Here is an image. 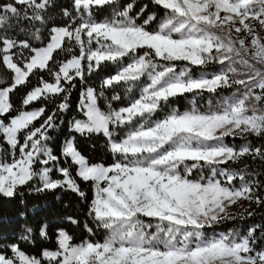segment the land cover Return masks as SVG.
Instances as JSON below:
<instances>
[{
  "label": "snow or ice",
  "instance_id": "obj_1",
  "mask_svg": "<svg viewBox=\"0 0 264 264\" xmlns=\"http://www.w3.org/2000/svg\"><path fill=\"white\" fill-rule=\"evenodd\" d=\"M137 4L0 0V264H264V0Z\"/></svg>",
  "mask_w": 264,
  "mask_h": 264
},
{
  "label": "trees",
  "instance_id": "obj_2",
  "mask_svg": "<svg viewBox=\"0 0 264 264\" xmlns=\"http://www.w3.org/2000/svg\"><path fill=\"white\" fill-rule=\"evenodd\" d=\"M126 2V0H125ZM147 0H138L137 7H139V4L146 3ZM188 106V102L186 100H181L178 103V107L181 111H183ZM206 106V105H205ZM56 136V142L53 145L54 149L58 150V146L60 141L67 136V128L63 129L62 133H55ZM231 143L232 141L229 140ZM80 149L87 155L92 156L96 160L100 159H107L105 157L104 151L100 145V143L97 144V147L95 149L91 148V142L83 139H79L78 141ZM235 143L239 144L240 141H235ZM59 195L60 199L57 200L56 196ZM28 206L31 207L32 205L37 206V216L38 218H49L52 220H56L59 217H62L64 215H79L81 218H83V205L80 204L79 198L71 192H60L57 190L55 193H45L43 195H33L28 197L27 200ZM242 211V210H241ZM0 214L2 215H8L12 216L15 215V210L12 209V207L5 206L4 208L0 209ZM264 215V209L257 210V216L247 220V221H229L226 222L223 225L218 226L215 229V233L212 229H208L207 233L209 236H212L214 234H218L221 231H227L229 229L233 228H240L241 226L246 227L250 223L259 222L260 216ZM77 236H80V232H77ZM97 239L102 238V233L99 234Z\"/></svg>",
  "mask_w": 264,
  "mask_h": 264
},
{
  "label": "rangeland",
  "instance_id": "obj_3",
  "mask_svg": "<svg viewBox=\"0 0 264 264\" xmlns=\"http://www.w3.org/2000/svg\"><path fill=\"white\" fill-rule=\"evenodd\" d=\"M244 207H247V203L245 202ZM242 209H233V211H241Z\"/></svg>",
  "mask_w": 264,
  "mask_h": 264
}]
</instances>
